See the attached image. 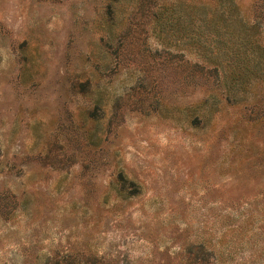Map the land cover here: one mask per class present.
Segmentation results:
<instances>
[{
	"label": "rangeland",
	"instance_id": "1",
	"mask_svg": "<svg viewBox=\"0 0 264 264\" xmlns=\"http://www.w3.org/2000/svg\"><path fill=\"white\" fill-rule=\"evenodd\" d=\"M0 264H264V0H0Z\"/></svg>",
	"mask_w": 264,
	"mask_h": 264
}]
</instances>
